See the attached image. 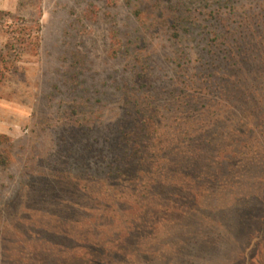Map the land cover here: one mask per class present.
Instances as JSON below:
<instances>
[{
    "label": "rangeland",
    "instance_id": "obj_1",
    "mask_svg": "<svg viewBox=\"0 0 264 264\" xmlns=\"http://www.w3.org/2000/svg\"><path fill=\"white\" fill-rule=\"evenodd\" d=\"M0 264H264V0H0Z\"/></svg>",
    "mask_w": 264,
    "mask_h": 264
},
{
    "label": "trees",
    "instance_id": "obj_2",
    "mask_svg": "<svg viewBox=\"0 0 264 264\" xmlns=\"http://www.w3.org/2000/svg\"><path fill=\"white\" fill-rule=\"evenodd\" d=\"M137 106H139L141 108V110H139V114H144V111L147 110V105H148V101L145 100L144 98H138L137 100ZM205 126L202 127L206 132H210L209 130L213 128V124H211L210 122H204ZM132 145L133 146V152L135 155H137L140 159V164L144 165V164H148V158L146 157V154L144 153V150H146V147L144 145V142H142V138H127L126 139V145L128 146ZM183 144H186V148L184 151L181 152V156L183 160H187V162H184L185 164L183 165H187V164H192L194 162V160H199V155L197 154L198 149L195 147H191L192 145H189L187 143V141H185ZM224 155V157L222 158L221 156ZM240 155V150L238 147L234 146V147H221L220 151L215 153V158L214 161H221L223 162V164L225 163H231L233 158H237ZM211 164H214L211 162ZM219 166L222 165V163L218 164ZM132 172L130 170H128V166L126 167L125 171L123 173L120 174V177L124 178V179H128V180H133L134 178L130 177V174ZM164 173V172H163ZM166 178L170 177L171 175L167 172H165L163 174ZM185 175V174H184ZM184 181L188 180V179H192L189 180L191 181L190 183L196 184L199 182H204V180H207L206 182L212 181L214 184H216V186H218L219 182L225 181L228 178V176H223V178L219 175V173H215V172H205V173H198L196 175H189L188 177H183ZM225 179V180H224ZM135 180V179H134ZM136 181H141L140 178H138ZM188 181V182H189ZM222 183V182H221ZM210 184V183H209ZM192 186V185H191ZM188 189H193V188H188ZM215 189V188H214ZM205 193H209V195L212 193L211 190L206 191ZM237 199V197L235 198ZM237 201V200H236Z\"/></svg>",
    "mask_w": 264,
    "mask_h": 264
}]
</instances>
